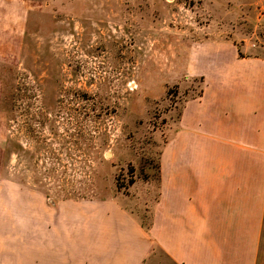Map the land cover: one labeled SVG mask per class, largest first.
Returning <instances> with one entry per match:
<instances>
[{
  "label": "rangeland",
  "instance_id": "374dc122",
  "mask_svg": "<svg viewBox=\"0 0 264 264\" xmlns=\"http://www.w3.org/2000/svg\"><path fill=\"white\" fill-rule=\"evenodd\" d=\"M222 39L264 53V0H0V264H68V197L156 182Z\"/></svg>",
  "mask_w": 264,
  "mask_h": 264
},
{
  "label": "crops",
  "instance_id": "0c3cea01",
  "mask_svg": "<svg viewBox=\"0 0 264 264\" xmlns=\"http://www.w3.org/2000/svg\"><path fill=\"white\" fill-rule=\"evenodd\" d=\"M194 48L158 179L68 197V264H264V53ZM246 49V50H245Z\"/></svg>",
  "mask_w": 264,
  "mask_h": 264
}]
</instances>
